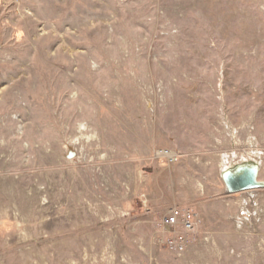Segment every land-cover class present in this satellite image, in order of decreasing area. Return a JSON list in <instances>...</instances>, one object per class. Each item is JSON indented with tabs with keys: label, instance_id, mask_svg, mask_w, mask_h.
<instances>
[{
	"label": "rangeland",
	"instance_id": "rangeland-1",
	"mask_svg": "<svg viewBox=\"0 0 264 264\" xmlns=\"http://www.w3.org/2000/svg\"><path fill=\"white\" fill-rule=\"evenodd\" d=\"M228 154L264 181V0H0V264H264Z\"/></svg>",
	"mask_w": 264,
	"mask_h": 264
},
{
	"label": "built area",
	"instance_id": "built-area-1",
	"mask_svg": "<svg viewBox=\"0 0 264 264\" xmlns=\"http://www.w3.org/2000/svg\"><path fill=\"white\" fill-rule=\"evenodd\" d=\"M156 159L164 161L168 164H174L177 163L180 160V155L176 152H173L171 150L167 149H160L156 151ZM231 156L225 155L223 156V164L222 165H232L229 169L226 171H229L230 169H234L240 165L246 164V163H252V162H241V163H233L231 161ZM253 164H256L258 167L259 165L256 163V161L253 162ZM223 171V172H226ZM258 189L248 190L244 192L249 191H257ZM243 193V192H240ZM251 194V193H248ZM246 203V202H245ZM244 203V204H245ZM250 210L244 208L240 209L239 215H238V222H242L244 224V221H251L252 216L250 215ZM200 225V218L198 214L192 210H183L180 208H173L170 212H168L161 220V226L163 230V242L165 245L173 252L181 253L187 249V247L190 245L193 239L194 233L197 231L198 227Z\"/></svg>",
	"mask_w": 264,
	"mask_h": 264
},
{
	"label": "water",
	"instance_id": "water-1",
	"mask_svg": "<svg viewBox=\"0 0 264 264\" xmlns=\"http://www.w3.org/2000/svg\"><path fill=\"white\" fill-rule=\"evenodd\" d=\"M223 176V181L230 193L264 188V181L259 179V167L253 163L230 169Z\"/></svg>",
	"mask_w": 264,
	"mask_h": 264
},
{
	"label": "bare ground",
	"instance_id": "bare-ground-1",
	"mask_svg": "<svg viewBox=\"0 0 264 264\" xmlns=\"http://www.w3.org/2000/svg\"><path fill=\"white\" fill-rule=\"evenodd\" d=\"M253 163V162H252ZM256 163L259 165V172H260V169H261V164H260V162L259 161H256ZM233 165V164H232ZM232 165H226L223 169H222V171H221V177H222V179H223V175L227 172L226 170L227 169H229ZM223 171H226V172H223Z\"/></svg>",
	"mask_w": 264,
	"mask_h": 264
}]
</instances>
